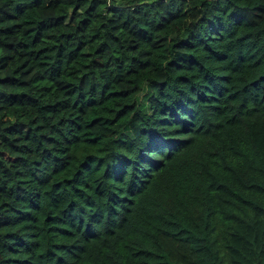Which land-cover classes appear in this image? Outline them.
Listing matches in <instances>:
<instances>
[{"label":"trees","instance_id":"obj_1","mask_svg":"<svg viewBox=\"0 0 264 264\" xmlns=\"http://www.w3.org/2000/svg\"><path fill=\"white\" fill-rule=\"evenodd\" d=\"M0 264H264V0H0Z\"/></svg>","mask_w":264,"mask_h":264}]
</instances>
